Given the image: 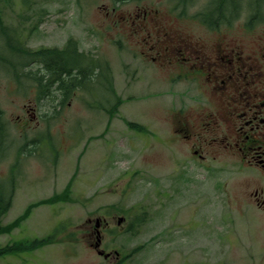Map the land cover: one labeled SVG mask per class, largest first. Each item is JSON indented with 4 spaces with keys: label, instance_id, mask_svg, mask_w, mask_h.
Here are the masks:
<instances>
[{
    "label": "rangeland",
    "instance_id": "obj_1",
    "mask_svg": "<svg viewBox=\"0 0 264 264\" xmlns=\"http://www.w3.org/2000/svg\"><path fill=\"white\" fill-rule=\"evenodd\" d=\"M179 3L0 0L8 28L0 35V198L12 196L1 219L12 227L0 234V248L24 247L1 254L0 264H120L96 254L84 235L88 219L112 213L131 224L104 239L105 252L128 257L123 264H264V215L244 206L253 184L233 175V166L206 172L187 162L186 150L176 155L166 131L172 89L160 83L162 73H145L142 82L128 73L138 64L131 56L139 48L130 34L134 13L157 11L171 29L184 17L182 32L191 33L207 0L188 1L183 15ZM220 27L227 40L264 51V0H240L239 17ZM17 40L32 51L62 50L72 41L82 55L77 76L81 70L88 80L63 99L56 84L38 98L39 84L26 73L45 71L38 63L19 67L5 47Z\"/></svg>",
    "mask_w": 264,
    "mask_h": 264
},
{
    "label": "flooded vegetation",
    "instance_id": "obj_2",
    "mask_svg": "<svg viewBox=\"0 0 264 264\" xmlns=\"http://www.w3.org/2000/svg\"><path fill=\"white\" fill-rule=\"evenodd\" d=\"M159 19L157 11L134 13L130 34L139 48L131 56L138 64L128 73L139 82L145 73L163 74L160 83L172 89L166 131L176 155L179 148L186 150L187 162L206 172L214 165L233 166V175L240 172L253 184L244 206L264 215V51L250 50L242 39L231 42L221 27L209 29L196 19L190 20L198 21L191 33L182 32L184 17H177L172 29ZM105 73L108 89L113 77L107 67ZM86 223L89 248L107 260H128L104 249L105 236L129 232L127 215L112 213Z\"/></svg>",
    "mask_w": 264,
    "mask_h": 264
},
{
    "label": "trees",
    "instance_id": "obj_3",
    "mask_svg": "<svg viewBox=\"0 0 264 264\" xmlns=\"http://www.w3.org/2000/svg\"><path fill=\"white\" fill-rule=\"evenodd\" d=\"M113 3H121L125 0H112ZM191 0H180V3L177 4L182 7L181 15H183V8L186 7L185 4ZM178 6H176L177 8ZM240 11V0H207V4L203 9L196 14L198 20L209 29H217L222 25H230L232 20H236L239 17ZM258 18L256 13L251 15L249 19V24L254 21L255 18ZM7 26L3 23V20L0 16V35L6 36ZM18 42V45L12 46L11 44H5L7 49H10L19 59V67L24 68L29 66L32 63H38L41 65L45 71V75L33 77L31 72H27L26 76L28 78L34 79V82L39 84L38 98L41 96L48 95L50 88L53 84H56V89L59 91L63 98L69 96L74 92L77 86H80L81 79H84L85 73H82L80 70V77L77 76V67L80 66L79 58H82V55L77 52L76 47L72 44V41H69L65 48L62 50L58 49H39V50H29L21 45V42ZM8 68L13 70L15 75L17 72L13 67V64L5 61ZM7 70L9 71V69ZM40 95V97H39ZM6 131V126L3 121V113L0 110V138L4 141V133ZM1 187V186H0ZM1 191V188H0ZM1 196V192H0ZM11 193H9L8 198L3 200L0 198V234L8 231L12 226L3 227L1 223L2 217L7 213L11 206ZM58 199L57 196L55 199ZM23 218V217H22ZM22 218L20 220H22ZM19 220V221H20ZM18 221V222H19ZM49 238L42 240H35L32 242L23 241L24 244H28L29 248L34 247V245H42L48 243ZM21 243L13 244L0 248V255L12 252L14 249L24 248L21 247Z\"/></svg>",
    "mask_w": 264,
    "mask_h": 264
}]
</instances>
